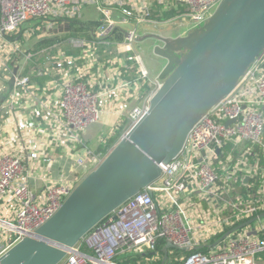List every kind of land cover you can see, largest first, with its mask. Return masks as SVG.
Returning <instances> with one entry per match:
<instances>
[{
  "label": "built area",
  "instance_id": "2783aa9c",
  "mask_svg": "<svg viewBox=\"0 0 264 264\" xmlns=\"http://www.w3.org/2000/svg\"><path fill=\"white\" fill-rule=\"evenodd\" d=\"M154 1L177 4L179 12L175 19L189 29L203 24L221 0H0V39L15 43V47L9 42L12 47L4 45L0 48V67L5 73L13 74L9 59L19 51L16 42L20 39L18 36L11 39L8 34L19 31L23 22L43 17L46 18L43 21L45 26H50L57 17L81 15L86 7H95L101 16L91 35L67 37L80 48L78 54L59 49L42 60H34L36 65L33 68L36 76L50 75L52 70L58 79L60 75L62 88L56 101V117L65 128L83 131L101 114L102 95L84 78L85 69L100 62L93 57L96 40L105 39L108 43L129 45L130 48L140 34V23L150 19ZM118 22H127L132 27L122 28ZM33 29L30 27L26 31L32 34ZM117 31H120L122 40L116 39L120 36ZM33 55L34 52L28 50L25 57L34 59ZM112 58L115 62L119 60L116 56ZM133 64L138 65L135 80L149 75L141 54H135L128 67L134 68ZM31 79L30 74L22 75L17 71L14 95L20 89L26 92ZM153 80L151 93L127 113L128 129L144 115L149 98L161 83L158 77ZM1 90L0 86V93ZM5 101L12 105L9 95ZM5 101L0 105L1 109L6 105ZM229 141L238 147L237 154L226 149ZM28 144L22 149L9 150L0 143V201L8 200L12 207L10 220L0 218V256L50 218L77 184L50 181L40 189L33 188L26 159L42 155L44 171L49 174L52 157L45 153L44 143L37 139ZM247 145L258 147L263 156L262 165L253 167L254 173L259 175L258 201L243 199L241 195L237 202L215 207L218 215L211 217L208 211L205 216L200 213L202 220L196 226L191 219L190 207L214 197L222 199L223 195L234 190V182L242 172H252L244 152ZM105 154L93 158L91 166L95 167ZM160 166L162 173L156 181L122 203L86 233L58 264H122L116 257L131 253H151L146 258L154 260L158 257L157 245L162 239L165 243L171 241L180 246L194 247L203 240L208 245L213 241L211 238L215 241L236 220L257 215L259 209H264V51L236 88L192 127L180 154ZM219 169L225 172L224 178ZM221 180L223 184L219 185ZM212 205L218 204L214 202ZM223 206L233 208V213L224 211ZM257 230L255 234L243 229L234 231L222 241L209 244L207 251H192L184 257L183 264H260L256 256L264 250V224Z\"/></svg>",
  "mask_w": 264,
  "mask_h": 264
},
{
  "label": "water",
  "instance_id": "95a60500",
  "mask_svg": "<svg viewBox=\"0 0 264 264\" xmlns=\"http://www.w3.org/2000/svg\"><path fill=\"white\" fill-rule=\"evenodd\" d=\"M117 25L132 27L127 22ZM148 38L160 42L154 44L153 52L166 63L146 112L76 184L50 218L0 256V264H58L86 233L156 181L162 173L160 163L180 154L192 127L236 88L264 51V0H221L203 24L185 34L146 32L137 40ZM17 71L15 65L11 84ZM263 217L264 211L240 222L213 245ZM201 247L167 241L161 264H165L169 248Z\"/></svg>",
  "mask_w": 264,
  "mask_h": 264
},
{
  "label": "crops",
  "instance_id": "0c3cea01",
  "mask_svg": "<svg viewBox=\"0 0 264 264\" xmlns=\"http://www.w3.org/2000/svg\"><path fill=\"white\" fill-rule=\"evenodd\" d=\"M153 4L154 2L151 4V8ZM158 4L161 5L162 10H179V6L174 2H158ZM94 8L92 6L87 7L88 12L89 10L93 12L92 15L97 17L96 20H98V12ZM177 15L178 13L165 20L150 18L146 22H141L139 25L140 34L156 31L166 36L179 35L180 32L175 34L171 32V25L166 28L167 32L159 27L162 25L161 23L166 21H174ZM179 25L182 26L181 24ZM24 34L27 35L26 38L31 36L26 30ZM69 35L73 36L74 34L69 33L64 37H59L57 40L44 38L37 45H34L32 49H29L36 53V57H33L34 60H42L45 55H53L56 51L51 52L50 48L60 43ZM80 35L84 36L85 34L82 32L76 36ZM9 42H12L15 47L13 41L0 39V48L4 45L6 48L12 47L8 44ZM18 45V42H16L17 47ZM15 54L14 52L13 55ZM159 57L156 56L155 58L157 65L154 68V73H151L144 63L149 75L139 80H135L133 76V71L136 72V68L128 67L130 63L129 59L123 60L121 57H118L120 61L118 60L117 63L107 64L98 62L96 66L85 69L84 78L89 81V84L94 90L100 92L102 95L100 99V118L95 121L98 122L100 127L95 132H90L92 130L88 129L89 126L83 131L74 132V129L70 130L65 128L62 121L57 119L56 101L62 88L60 75L58 79L57 74L52 70L50 75L36 76L33 70L36 61L26 58V60L18 62V73L22 75L30 74L32 79L26 92L20 89L19 93L15 95L13 92L14 83L11 84L9 82L10 87L7 95H9V102L12 101V105L7 104L5 101L6 105L2 109L0 108V143L4 144L9 150L22 149L28 146L29 141L32 139H37L41 143H44L45 153L52 157L51 172L46 174L44 171L42 155L35 159L27 158L26 161L30 167V185L33 188L40 189L45 182L50 181L78 183L94 167L91 166V163L94 162L93 158L102 154L98 150L99 144L103 142L106 135L109 137L114 132L115 128L121 124V121L126 118L129 110L143 101L154 88L153 79L158 77L159 72L166 63L164 58ZM73 71L76 74V69ZM8 77L10 79L11 75L5 73L0 67V82L2 80L3 83L9 81V79L7 80ZM125 81L128 83L124 84ZM145 83L150 87V91L147 94H144L143 90ZM244 152L245 156L248 157L252 172H242L238 179H236V182H234V190L227 195H223L222 199L214 197L208 201L200 202L197 206L190 207L191 219L196 226L202 220L199 216L200 213L205 216L208 211L211 217L212 215H218L219 213H215L217 211L215 207H220L222 204L228 202H237L240 200L241 195L244 196L243 199L258 201L257 197H260L258 189L260 188L258 184L259 178L257 180V176L259 177V175L254 173L253 167L262 165V152L258 147L250 145L246 146ZM251 188H253V193L251 192ZM214 202L218 205H212ZM198 207L200 208L199 211L197 209ZM226 210L233 213V208L224 207V211ZM11 217V203L5 199L1 200L0 218L10 220ZM263 224L264 219H259L247 232L255 234L258 232L257 229L259 226ZM197 233L201 232L197 231ZM211 240H213V243L214 238H211ZM212 243H208V245ZM200 244L202 246L206 245L204 240ZM256 260L260 264H264V250L256 256Z\"/></svg>",
  "mask_w": 264,
  "mask_h": 264
},
{
  "label": "rangeland",
  "instance_id": "374dc122",
  "mask_svg": "<svg viewBox=\"0 0 264 264\" xmlns=\"http://www.w3.org/2000/svg\"><path fill=\"white\" fill-rule=\"evenodd\" d=\"M88 9L83 11L81 18L89 17V19H91V18L95 19V18H93L95 16L92 15L93 12H90V10L88 12ZM36 20L37 19L32 18V19H30V21H28V22L25 21L20 25L19 30H21V29L23 30V29H26L28 27H33L34 33L36 32L37 29H39V31L35 34H32L27 39L20 40L18 42L19 51H17L15 55H12V56H16L17 62H19L21 60H26V57H25L26 50L32 49V47L34 45H37L44 38H46L48 40H57V39H59V37H64V36L68 35L69 33L74 34L73 36H76L82 32L86 36H90L92 30L96 27V24H97V20H95L90 27H86V26H82L79 22L77 23V21L67 22L64 19L63 20L62 19L61 20L55 19L54 23L51 24L50 26H45V24H44V26H40V25H36V23H35ZM179 22H180L179 19H175L174 21H169V22L166 21L164 23H161L162 25H160L159 27L163 30H166V32H167L166 28L171 25L172 26V28H171L172 33L175 34V33L180 32V34H185L187 31L186 26H183V25L180 26ZM26 26H28V27H26ZM154 32H156V31H154ZM117 33L120 35V31H117ZM156 33L162 34L161 32H156ZM121 37H122L121 35L117 36L116 39L122 40ZM96 38H99V36L97 35ZM113 41L114 40H111V42H113ZM156 43H160V42L153 39V38H148L145 40H138V42L136 41L132 45V48H129V45L121 46V45H117L115 43H108L105 39L99 38L98 40H96V42L94 44L95 48H94L93 57L96 58L100 62H103V61L106 62L107 59H110V61L108 63H113V62H115V60H113L112 57L116 56V57H121L123 60L129 59L130 63H132L134 61V55L139 53V54H141L142 59H143L145 65L147 66V68L149 69V71L151 73H154L155 72L154 68L157 65L155 58H156V56H159V55L153 53V49H152L154 44H156ZM64 45H65L64 46L65 48L63 47L64 50H66V51L69 50V52H71L73 54H76L77 52L79 53L81 51L80 48L74 46L72 43H69V41H67ZM15 50H18V49H15ZM159 58H161V57H159ZM133 67L137 68L138 65L133 64ZM0 86L2 88L1 93L5 92L9 88V86L5 82L3 83V80L0 82ZM99 127H100V125L98 124V122H93L89 125L88 129L92 130L90 132H95V131H97V129ZM117 127H122V130H124V132L127 131L128 126L126 123V118H124L121 121V124H119ZM124 132H122V135L124 134ZM106 139H107V135L104 138L103 142H105ZM216 200H218V199H216ZM257 222H258V220H255L254 222L244 226L242 229L244 231H247L250 227L254 226Z\"/></svg>",
  "mask_w": 264,
  "mask_h": 264
},
{
  "label": "trees",
  "instance_id": "16d2710c",
  "mask_svg": "<svg viewBox=\"0 0 264 264\" xmlns=\"http://www.w3.org/2000/svg\"><path fill=\"white\" fill-rule=\"evenodd\" d=\"M88 7H90V6H88ZM86 9H87V7H86ZM86 9H84V10H86ZM83 11H82V13H83ZM96 11L98 12V18H99L101 16L100 15V12L98 10H96ZM178 12H179V10L176 11V10H173V9L162 10L161 5L158 4L157 1H154V4H153V6L151 8L150 18H154V19H164L165 20V19H168V18L176 15ZM82 13H81V15H82ZM81 15H77V16H73V17H67V18L57 17L56 19L57 20H61V19L63 20L64 19L67 22H75V21H77V23L79 22L82 26H86V27H90L93 24V22L97 19L96 17H93L95 19H92V18L89 19V17L81 18ZM33 19H37L35 21L36 25L44 26L43 21L46 20V18L37 17V18H33ZM28 21H30V20H27L26 22H28ZM51 22H52V20H51ZM26 27H28V26H26ZM29 28L30 27H28L26 29H29ZM26 29H23V30L21 29L19 31H13L10 34H8V37H10L11 39H15L18 36V38L20 40H25V39H27L26 36H25V34H24V31ZM38 31H39V29H37L35 33H37ZM35 33H34V31L32 32V34H35ZM67 41H69V40L66 39V38L63 39L60 43H58L56 45H53L50 48V51L51 52H55V51H57L59 49H64L65 48L64 47L65 46L64 44ZM69 43H71V41H69ZM67 52L68 53H71V52H69V50H67ZM76 54H78V52ZM33 57H36V53H34ZM9 63L13 67L15 65H17L18 62H17L16 56H12L9 59ZM135 73L136 72L133 71V76L134 77H136V74ZM5 83L10 87L9 81H5ZM8 90H9V88H8ZM8 90H6L3 93H0V105L2 103H4L5 98H6V95L8 93ZM143 90H144V94H147L150 91V87L147 85V83H145L143 85ZM122 132H124V130H122V127L115 128L114 132L109 137H107L106 141L105 142H101L99 144L98 150L102 154L107 153L108 150L120 138V136L122 135ZM231 148H233V149H231ZM226 149L227 150H230L234 155L238 153V147H236L231 141H229L228 144L226 145ZM219 172L220 173H223V176L222 177L224 178L225 172H223L221 169H219ZM218 184L219 185H222L223 184L222 180L219 181ZM251 190H252L251 192L253 193L254 192L253 191V188H251ZM252 197H253V195H252ZM262 211H264V209H259L258 210V213H260ZM251 216L244 217V218H241V219L236 220L232 226H235V225L239 224L240 222H243V221L249 219ZM232 226H228L227 229L231 228ZM241 230L242 229H240V231ZM164 243L165 242H164L163 239L159 241V243L157 245L158 257L156 259H154V260H152L150 258H146V257H149L151 255V253H148V254H145V255H142V254H139V253L125 254V255L117 256L116 259L120 263H122V264H161L162 259H163V246H164ZM207 248H208V245H203V247L199 248V250L207 251ZM194 250H196V249L181 250V249H177V248H169V250H168V257L166 259L165 264H183L184 257L186 255H188L189 253H191L192 251H194Z\"/></svg>",
  "mask_w": 264,
  "mask_h": 264
}]
</instances>
